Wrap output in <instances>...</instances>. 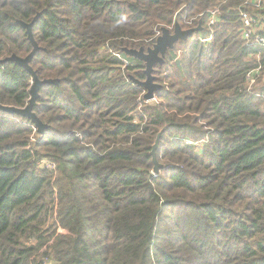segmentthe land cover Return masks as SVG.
<instances>
[{"label": "trees", "instance_id": "trees-1", "mask_svg": "<svg viewBox=\"0 0 264 264\" xmlns=\"http://www.w3.org/2000/svg\"><path fill=\"white\" fill-rule=\"evenodd\" d=\"M242 12L264 35V0H0V106L30 99L4 61L33 50L20 21L59 80L33 108L41 136L0 108V264H264V47ZM176 23L202 28L154 66L152 104L125 49Z\"/></svg>", "mask_w": 264, "mask_h": 264}, {"label": "water", "instance_id": "water-1", "mask_svg": "<svg viewBox=\"0 0 264 264\" xmlns=\"http://www.w3.org/2000/svg\"><path fill=\"white\" fill-rule=\"evenodd\" d=\"M38 17L36 18V20ZM35 23V19L31 23H25L20 21V24L27 29L28 38L33 45V50L29 53V55L25 58L17 56L13 54L12 56L6 58L4 61H14L18 65L22 66L32 75V85L30 88V99L28 104L25 107H15V106H0L1 109L9 112L20 114L23 117H26L32 121L37 127V131L40 134H43L45 130L48 128V125L44 123L34 112L33 108L37 104V100L40 97V89L45 84H58V79H40L36 73V71L31 66V61L35 57L38 50L41 48L34 38L33 25ZM202 26L183 29L179 23H176L174 26V31L172 32L169 28H163L162 34L157 37L156 42L152 47H149L147 50L144 48L140 49H125L126 53L129 56L135 57L146 64L145 73L147 78L143 81L135 80V82L141 86H143L147 92L145 94V98L147 100L154 99L156 96V92L162 88V84L156 81V77L154 75V66L156 64L163 65L165 63V57L170 50H173L175 44L179 40H185L189 36H192L194 32L199 31ZM165 128L162 129L156 140L153 144V148L151 151L154 168L153 173L158 174L161 169L165 168V164L160 163L157 156V149L160 144L161 135L164 132Z\"/></svg>", "mask_w": 264, "mask_h": 264}, {"label": "built area", "instance_id": "built-area-1", "mask_svg": "<svg viewBox=\"0 0 264 264\" xmlns=\"http://www.w3.org/2000/svg\"><path fill=\"white\" fill-rule=\"evenodd\" d=\"M212 16L210 17V23H214L215 17L218 15V9L214 8L211 11ZM242 22H243V36L244 39L251 45L264 47V35L257 32L258 28H254V23L256 22L254 18L250 16L247 12H242ZM212 34L210 35V38Z\"/></svg>", "mask_w": 264, "mask_h": 264}, {"label": "clouds", "instance_id": "clouds-1", "mask_svg": "<svg viewBox=\"0 0 264 264\" xmlns=\"http://www.w3.org/2000/svg\"><path fill=\"white\" fill-rule=\"evenodd\" d=\"M169 29H170L172 32L174 31V28H172V27H169ZM183 29H185V28H183ZM211 34H212V37H211V38H208V41H211V40L213 39V33H211ZM211 34H210V35H211ZM155 97H156V96H155ZM145 99H146V98H145ZM154 99H156V98H154ZM150 100H152V99H150ZM150 100H147V99H146V101H150ZM36 129H37V128H36ZM36 132H37L38 135H40V136L42 135V134L38 133L37 130H36Z\"/></svg>", "mask_w": 264, "mask_h": 264}, {"label": "rangeland", "instance_id": "rangeland-1", "mask_svg": "<svg viewBox=\"0 0 264 264\" xmlns=\"http://www.w3.org/2000/svg\"><path fill=\"white\" fill-rule=\"evenodd\" d=\"M201 33H202V34H204V33H206V34H207V33H208V28H206V30H205V31H204V30H202V31H201ZM167 55H168V54H167ZM166 58H167V56L165 57V60H166ZM147 102H149V103H151V102H152V104H153V103H155L156 101H155V99H152V100H150V101H147ZM159 145H160V144H159ZM158 148H159V147H158ZM157 150H158V149H157Z\"/></svg>", "mask_w": 264, "mask_h": 264}]
</instances>
